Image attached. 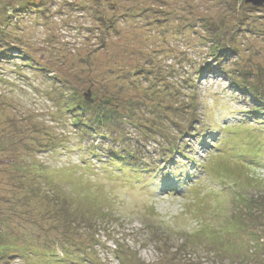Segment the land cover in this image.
Returning a JSON list of instances; mask_svg holds the SVG:
<instances>
[{
	"label": "rangeland",
	"instance_id": "1",
	"mask_svg": "<svg viewBox=\"0 0 264 264\" xmlns=\"http://www.w3.org/2000/svg\"><path fill=\"white\" fill-rule=\"evenodd\" d=\"M0 264H264V4L0 0Z\"/></svg>",
	"mask_w": 264,
	"mask_h": 264
},
{
	"label": "trees",
	"instance_id": "2",
	"mask_svg": "<svg viewBox=\"0 0 264 264\" xmlns=\"http://www.w3.org/2000/svg\"><path fill=\"white\" fill-rule=\"evenodd\" d=\"M210 30H212V33L210 34L211 36L216 33H214V30L215 28L214 27H211ZM214 33V34H213ZM219 41V40H217ZM218 42H215L214 39L213 41L211 42V51H209V56H210V59L214 60V59H223V53L225 54V52H229L230 54L231 53H237L236 50L234 49V46H232L231 44H224L223 42H219L221 43V48L217 45ZM236 48V47H235ZM11 49V48H10ZM14 49V48H13ZM237 49V48H236ZM16 50V49H15ZM84 63H88V67L89 69H91V62L90 60H86ZM92 77V76H90ZM250 79V74L248 76H246ZM104 78V77H102ZM257 78V76H256ZM259 78H263V76H259ZM105 79V78H104ZM92 80V78H91ZM104 81V80H102ZM101 79L99 80H96L94 81L93 83L90 84L89 86V98L86 97V94H84L85 97H81L79 96L78 97H75V103L73 106H77V108H81L83 111H86L88 110L89 112H92V111H95V115L96 117H94L95 119H98V123L100 125H103L104 122L107 123L110 119V121H112L113 119L115 120H123L127 123H131V122H128V121H131L132 119V115L136 112L135 110L138 109V104L137 105H134V102L133 100L131 99H128L127 100V106L125 105V103L122 102V100L119 97L118 93L117 94H114L113 92V89H112V86L109 85V82L108 83H104L102 82ZM242 82H243V77L242 78H237L236 80V83L238 85H240V87L242 89H245V88H250V87H247V86H244L242 85ZM99 85L102 86V91H103V95H100L101 93V88L99 87ZM253 86V88L255 89L257 86L261 85L260 83L258 84H250ZM251 89V88H250ZM258 88H256L255 90H257ZM73 94V92H72ZM115 95V96H114ZM177 96H179V94H176ZM75 96V95H73ZM100 96L101 98H103L102 100L100 99ZM180 97V96H179ZM158 98L156 97H153V98H150L149 100L145 99V102L148 104V103H153L151 106H155V108L158 106V104H156V101ZM178 100V103L179 105L176 106V108L179 110V111H176L177 114H184L185 112L186 113H190L192 114L193 111L196 109L195 107V103L193 101H190V102H187V105H188V108L186 109V107L183 105V101H181L180 99H177ZM103 102V103H102ZM129 105H134L133 107H128ZM97 107V108H96ZM149 107V105L147 106ZM192 109V110H190ZM119 110H124L123 112H120ZM142 110V108H141ZM190 110V111H189ZM96 111H99V113H97ZM107 112V114H105L106 116L102 117V115ZM258 114V113H257ZM259 115V114H258ZM108 120V121H107ZM116 122V121H114ZM133 124V123H132ZM111 161H113L114 159L112 158L111 156ZM121 161V160H120ZM130 163H131V159L127 161V163L125 165H128L130 166ZM13 206H14V210L12 211H15L16 210V204L13 203ZM47 238V237H46ZM16 243H15V246H18L19 244H21V237L20 236H17L14 238ZM26 239V238H25ZM27 240V239H26ZM48 242L50 244H53L55 245V247H59V249L62 251L63 250V253L65 252L64 250V247L63 246H60L59 244L56 245V241L55 239L53 238V243L51 242V240H49L47 238ZM23 242V240H22ZM68 242V241H66ZM63 243V242H61ZM54 250V249H53ZM53 251H49L48 255L52 256H56V254L52 253ZM57 261H60V255H58V257L56 258Z\"/></svg>",
	"mask_w": 264,
	"mask_h": 264
},
{
	"label": "water",
	"instance_id": "3",
	"mask_svg": "<svg viewBox=\"0 0 264 264\" xmlns=\"http://www.w3.org/2000/svg\"><path fill=\"white\" fill-rule=\"evenodd\" d=\"M248 4H252L254 6H260L264 4V0H244ZM89 94H86V97L88 98Z\"/></svg>",
	"mask_w": 264,
	"mask_h": 264
}]
</instances>
